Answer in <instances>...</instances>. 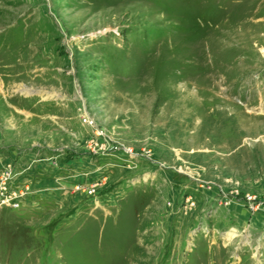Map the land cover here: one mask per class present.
Returning <instances> with one entry per match:
<instances>
[{"label": "rangeland", "instance_id": "374dc122", "mask_svg": "<svg viewBox=\"0 0 264 264\" xmlns=\"http://www.w3.org/2000/svg\"><path fill=\"white\" fill-rule=\"evenodd\" d=\"M7 165L0 264H264V0H0Z\"/></svg>", "mask_w": 264, "mask_h": 264}, {"label": "built area", "instance_id": "2783aa9c", "mask_svg": "<svg viewBox=\"0 0 264 264\" xmlns=\"http://www.w3.org/2000/svg\"><path fill=\"white\" fill-rule=\"evenodd\" d=\"M82 122H85V123H88V124H93L95 125L94 121L92 120L91 117H89V115H82ZM96 134L100 137H102L104 140L101 141L103 142L102 144H106L108 143V139L106 138V135L103 133L102 129H97V131H95ZM91 151L94 152V153H99V151H101L100 153H105V150L107 148H104L103 146L104 145H99L98 146V143L97 141L95 140H92L91 141ZM132 153L131 151H128V153ZM16 167L14 165H7V167H5L3 170L0 171V190H1V195H0V200L2 201L0 203V206L2 205H9V206H18L19 203H16V202H12L10 201L11 198L13 197H16V198H21V197H24L26 194H28L29 192H31V187L28 185V184H24L23 188H19L17 190H13V189H10L9 190V187H8V182L11 181V177L12 175H14L16 169ZM13 178V177H12ZM96 185V184H94ZM77 188V187H76ZM95 187L93 185L89 186V187H85L83 189L82 187V191L83 193H85V195H88V196H91L93 194H95ZM13 192V197H11L10 193L12 194ZM7 202V203H5Z\"/></svg>", "mask_w": 264, "mask_h": 264}, {"label": "crops", "instance_id": "0c3cea01", "mask_svg": "<svg viewBox=\"0 0 264 264\" xmlns=\"http://www.w3.org/2000/svg\"><path fill=\"white\" fill-rule=\"evenodd\" d=\"M13 159H14V158H13ZM71 159H72V158H71ZM69 160H70V159H69ZM18 161H20V160L14 161L16 167H18V166L20 165V162H18ZM70 161H71V160H70ZM44 179H45V178H44ZM45 180H46V181L48 180V183H51V182L49 181V180H50L49 178H46ZM42 183H43V182H40L39 184L42 185ZM43 184H44V183H43ZM47 185H48V184H47ZM51 185H53V184L51 183ZM49 186H50V185H49ZM23 204H27V205H28V204H31V203H23ZM73 205H74V204H73ZM71 208H72V207H71ZM71 210H74V207H73Z\"/></svg>", "mask_w": 264, "mask_h": 264}, {"label": "bare ground", "instance_id": "6f19581e", "mask_svg": "<svg viewBox=\"0 0 264 264\" xmlns=\"http://www.w3.org/2000/svg\"><path fill=\"white\" fill-rule=\"evenodd\" d=\"M211 102V101H210ZM213 102V101H212Z\"/></svg>", "mask_w": 264, "mask_h": 264}]
</instances>
